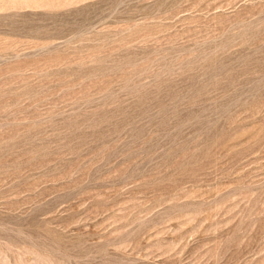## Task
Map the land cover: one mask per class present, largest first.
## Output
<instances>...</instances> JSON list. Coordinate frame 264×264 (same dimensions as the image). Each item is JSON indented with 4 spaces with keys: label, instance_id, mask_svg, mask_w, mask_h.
<instances>
[{
    "label": "rangeland",
    "instance_id": "obj_1",
    "mask_svg": "<svg viewBox=\"0 0 264 264\" xmlns=\"http://www.w3.org/2000/svg\"><path fill=\"white\" fill-rule=\"evenodd\" d=\"M0 264H264V0H0Z\"/></svg>",
    "mask_w": 264,
    "mask_h": 264
}]
</instances>
